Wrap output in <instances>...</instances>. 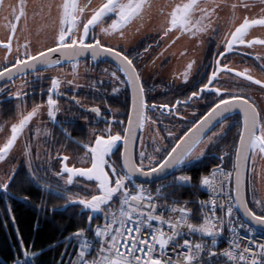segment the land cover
Returning a JSON list of instances; mask_svg holds the SVG:
<instances>
[{
    "label": "snow or ice",
    "instance_id": "snow-or-ice-1",
    "mask_svg": "<svg viewBox=\"0 0 264 264\" xmlns=\"http://www.w3.org/2000/svg\"><path fill=\"white\" fill-rule=\"evenodd\" d=\"M36 7L40 18L45 22L43 27H47L49 19L51 20V41L42 42L40 47H33L31 39L25 36L22 44L17 40L14 53L13 40L22 18L25 20L22 30L30 34L26 22L27 6L25 0H18L17 4H9L6 7L5 0H0V11L8 12L4 18L8 20L5 26L9 29L6 39L0 40V49L4 51L3 62H0V80L14 82L15 76L23 78L30 70L35 73L36 81H49L46 89L40 88V95H46V101L34 102L30 110H27V107L20 110L21 105L27 104L28 92L25 86L21 85L13 93L14 98L19 101L18 119L11 123L10 127L0 124V132L6 133L4 142L0 144V161L6 160L34 117L46 111L47 116L53 122L56 121L57 113L61 110L58 98L65 94L61 91L62 87L65 84L80 87L75 82L78 79L81 56L90 53L93 60L100 56L111 57L116 64V70L110 74L113 81L126 82L133 89V115L129 116L127 127L113 131L111 123L106 121L105 128L99 132H91L89 135L92 139L83 144L84 156L79 157L85 166H70L69 160H76L77 157L57 154L61 168L55 175L60 177L65 185H73L78 177L83 178L82 183L92 182L84 183L83 196H63L68 189L59 183L55 191H52L50 186L47 189L50 195L67 199L71 205L81 206L82 213H89L88 226L78 228L69 237L79 242L76 260L70 264H219L216 251L218 237L224 233L226 222L232 224L234 206L242 209L248 221L264 226V198H256L255 183L252 184L253 203L260 208L259 213L249 207L242 191L246 187L245 173L249 170L256 173L257 159L264 161V110L242 90L247 85L236 84V90H233V81L243 77L251 84L259 85L264 91V78L253 76L247 68L238 71L226 62L228 53L239 52L247 56L251 53L246 49L256 45L264 46V38H249L250 30L254 27L264 29V0H235L230 4L223 0H178L172 4H157L155 0H100L99 3H94L93 0H60L59 3L55 0H40ZM224 7L230 8L233 23L223 34L224 43L217 49L213 63L208 65L210 74H204L203 79L194 85L196 90H192L187 99H176L171 106L149 105L141 71L131 54L119 43L128 39L129 26L134 22L143 21L145 16L155 9L162 17L160 39L168 38L169 41L160 56H164L182 39L189 40L193 50H198L203 43L202 33L211 30L215 34L219 31V25L214 27L213 24L214 20L219 19V13ZM237 12L241 13L239 17ZM97 30L101 34L99 37L96 35ZM104 38L109 41L116 40L117 44L113 46L106 43ZM178 55L188 56V50H181ZM9 57L12 59L9 60ZM255 58L262 61L260 71L264 73V56L256 55ZM65 62L71 65L72 78L43 75V72L49 69L62 70ZM196 64L195 59L189 58L183 66V71L178 73L185 84L189 82ZM119 73H122L126 80L122 81ZM232 73H235L234 77L230 75ZM224 76L229 79L221 84ZM27 83L25 80V85ZM102 84L103 81H98L91 86L96 88ZM112 91L116 93L119 88L114 85ZM0 93H4V88H0ZM205 93L214 94L205 115L182 134L167 130V138L171 143L160 144L154 141L152 154L146 152L140 137L141 150L139 158L136 159L133 153L138 139L136 133L137 130H143L145 123L151 119L147 115L149 109L153 112L168 109L170 115L173 114L172 109H177L174 114L184 119L180 115L179 106H188L193 98H206ZM72 99L76 100L77 104L80 103L75 96ZM237 110L242 115V124L239 143L234 151V188L224 194L225 184H231L233 172H225L217 165L209 174L201 176L197 185L207 190L209 199L195 202H181L176 199V188L192 184L193 177L184 174L187 166L201 161L206 152L217 146L226 134L230 114ZM88 111L101 117V109L97 106L90 107ZM160 114L163 116L164 112L161 111ZM64 132L71 140V133L67 132V129H64ZM121 145L122 162L112 160L111 157L119 153ZM23 151L29 158V179L39 180L31 169L33 153L30 144H25ZM227 155L228 153L224 152L219 156V160L223 161ZM169 170L181 174L173 175L170 183L158 186L154 191L146 187L154 175L160 177ZM16 175L15 170H12L0 177V190L7 192L10 185L14 184ZM258 175L261 185L264 186V168ZM136 177L145 178V182H137ZM27 199L28 197H25V200ZM113 203H118L116 211H112ZM67 207L66 204L65 208ZM218 212L223 215H218ZM91 213H103L104 223H97L93 228L94 216ZM197 215L198 222H193ZM243 226L241 223V227ZM229 231L233 234L229 247L220 253L224 264H264V244L256 245L259 251L251 247L252 241L241 248V242L236 238V228L230 227ZM248 231H252L251 227ZM88 233H92V240L87 238ZM28 255L25 248L23 256ZM0 264H3V261H0ZM16 264H29V261L17 260Z\"/></svg>",
    "mask_w": 264,
    "mask_h": 264
},
{
    "label": "flooded vegetation",
    "instance_id": "flooded-vegetation-1",
    "mask_svg": "<svg viewBox=\"0 0 264 264\" xmlns=\"http://www.w3.org/2000/svg\"><path fill=\"white\" fill-rule=\"evenodd\" d=\"M18 0H5V6L9 4H17ZM26 3V0H25ZM226 3V2H225ZM229 4V2H227ZM27 11V25L30 29L29 32L23 31L25 20L22 18L18 24L16 38L13 40V52L15 53V48L17 40L22 44L24 42L25 36H28L32 44L41 40L51 38V30H47L43 26H39L38 22L33 23L32 17ZM223 13H229L230 8L224 7L221 10ZM240 16V12H237ZM8 15L7 11H0V40H5L9 35V29L5 26L8 24V20L4 17ZM225 17V18H224ZM229 18L226 16L220 17L218 20H214L213 26L219 25V31L213 33L211 30L201 34V40L203 43L199 46L198 50H193V45L189 40L182 39L178 41L177 44L169 51L166 52L164 56H160V52L165 48L166 44L169 42H163L160 39V34L147 33L142 34L143 37L137 40L132 47L126 50L131 54L134 59V63L138 66L141 71L142 82L146 89V100L149 105L156 104H169L170 106L175 103L176 99H187V95H190L192 90H196L194 85L197 84L201 79H203L204 74H210L211 69L208 67L213 63V57L215 56L217 49L221 48L223 45V34L231 27L228 23ZM14 22V21H13ZM39 26V27H38ZM146 29L155 31L157 29L156 24L146 25ZM225 26V27H224ZM224 30L221 31V28ZM37 33L34 34V32ZM261 37L264 38V29L260 27H254L250 30L249 38ZM91 39V36L89 37ZM166 43V44H164ZM151 46V47H149ZM147 49V51H145ZM188 50V56L181 57L178 53L181 50ZM251 55H242L239 52H233L227 54V61L230 67H234L238 71H243L245 68L249 69L250 73L257 78H264V73L260 71V65L262 61L257 60L256 55L264 56V46L256 45L253 48L246 49ZM23 48H21V53ZM1 54L4 58V51L0 49V62ZM192 58L197 61L194 65L193 70L189 77V82L185 84L178 76L179 72L183 71V66L187 59ZM12 57H9L11 60ZM107 70V71H106ZM116 70V65L109 63L107 61H94L91 58L80 60L78 66V79L76 84H79V88H75V85L65 84L61 91L64 95H61L59 99L60 112L57 113V119L53 122L48 116L46 111L37 117L33 118V121L28 126L29 135H35L37 130L43 129L47 134L40 138L39 146L43 148L45 155L49 156L52 154L66 153L69 155H81L85 153L83 144L87 143L92 137L89 135L91 132H99L101 129L107 126L106 121L111 123L113 131H120L127 126L130 102H131V92L129 84L126 82L122 83L120 81H113L111 78V72ZM49 71V70H48ZM43 72L44 76L51 75H61L67 76L69 79L71 77V65L64 63L62 70H56L57 74H50V72ZM121 80H126L122 73H119ZM235 76V73L230 74ZM229 79L228 76H224L221 84ZM25 80L28 83L25 85ZM103 81L102 85H98L93 88L91 85L94 82ZM236 81V82H235ZM247 85L243 87L242 90L246 91L249 96L256 101L257 106L264 110V91L260 89L259 85H253L249 81L244 80L243 77L236 78L233 81V90H235V85ZM25 86V90L28 92V97H26L27 104L21 105L20 110L27 107L30 110L34 102L39 103L41 101H46L47 97L40 95V88L45 89L49 85L48 80L36 81L35 73L29 72V74L23 78L17 76L14 78V82L7 81L0 85V88H4V93H0V124H5L6 122H12L17 117V105L19 101L14 98L13 93L21 86ZM119 88V91L113 93V86ZM206 98L196 99L189 101L188 106H179L180 115L184 119H180L179 116L174 113L177 109H172L173 114L168 113V109H160L153 112L151 109L147 111V115L151 119L145 123L143 130L138 133V139L135 144L134 156L136 159L139 158L140 152V137L143 138L147 133L150 134V130H159L158 141L160 144H169L171 140L167 138V130H173L177 134H182L187 128L191 127L192 124L198 120L200 117L205 115L209 110L210 104L212 103L211 97L214 94L205 93ZM75 96L79 100V104L72 97ZM92 106H97L101 109V117H97L95 113L88 111ZM161 111L164 115L161 116ZM155 121V123H153ZM229 125L226 127L228 130L233 125L237 123L238 127L235 129L237 132L235 145L230 147L228 139L220 140L215 148H212L210 152H206L205 157L194 164H189L184 171L187 174L194 168L199 166H206L213 160L214 156L223 154L227 152L228 155L225 156V161L231 163V167L234 166V151L237 147L239 139L240 125L242 124L241 118L238 115H230ZM227 122V123H228ZM64 129L71 133V140L65 135ZM219 131V129H216ZM3 132H0V138ZM75 141V142H73ZM2 144V141H0ZM146 147H148L146 145ZM115 151V150H114ZM122 152V145L119 148V153ZM116 154V155H117ZM115 160L114 157H111ZM1 163V177L5 174V169L3 162ZM23 165L25 170L26 165L24 161L19 162L16 170ZM264 168V161L257 159V170L256 173L250 170L246 172V187L245 194L249 203V207L253 208L257 213L260 212V208L253 203L252 195V184L255 183L257 189L256 198H264L260 195L261 192L264 195V186L260 183V176L258 173ZM44 176L48 177V171L44 167ZM180 172H171L163 180H161L162 185L168 184V181L172 180L173 175H179ZM53 182L50 180L49 183ZM37 185V184H36ZM45 185H50L45 183ZM263 187V188H262ZM74 190L79 191L80 188L73 187ZM259 194V195H258ZM1 196L8 197V193L0 190Z\"/></svg>",
    "mask_w": 264,
    "mask_h": 264
},
{
    "label": "trees",
    "instance_id": "trees-1",
    "mask_svg": "<svg viewBox=\"0 0 264 264\" xmlns=\"http://www.w3.org/2000/svg\"><path fill=\"white\" fill-rule=\"evenodd\" d=\"M237 127L236 123L223 136V139H228L230 147L235 145ZM220 155L214 156L211 163L205 167L199 166L189 171L187 174L193 177L192 184L176 188L175 198L181 202L204 199L197 187L199 178L217 165L231 169V163L225 159L219 160ZM113 157L120 162L118 154ZM16 173L15 182L7 191L8 197L0 195V261H3V264H16L17 260L20 262L27 260L29 264H70L76 255L77 240L73 238L67 245V238L78 228L88 226L89 213L86 211L82 213L79 205L67 204L68 207L65 208L63 206L65 199L50 195L48 188L36 185L29 179L23 165ZM161 185L160 182H153L148 186ZM25 197L28 199L25 200ZM92 215L94 216L92 227L102 222L101 215ZM198 220L199 215L193 222ZM89 234L91 233L87 235ZM25 248L29 253L28 257L23 256ZM33 253L36 255L33 256Z\"/></svg>",
    "mask_w": 264,
    "mask_h": 264
},
{
    "label": "rangeland",
    "instance_id": "rangeland-1",
    "mask_svg": "<svg viewBox=\"0 0 264 264\" xmlns=\"http://www.w3.org/2000/svg\"><path fill=\"white\" fill-rule=\"evenodd\" d=\"M55 2L59 3L60 0H55ZM81 2H83V0H81ZM93 2L99 3L100 0H93ZM176 2H178V0H155V3H157V4H159V3L172 4V3H176ZM223 2H226V3L229 2V4H230L231 2H235V0H223ZM39 3H40V0H26V6L28 8V12H29L30 16L32 17L33 23L38 22L39 26H43L45 22L40 18L39 14H38V9L36 7V5ZM34 14H35V16H34ZM52 15L53 16L55 15V9H53ZM236 15H237V17H239L238 14H236ZM222 16H226V18L228 17L230 19L228 22L230 25L233 23V18H232L231 12L228 15L227 12L225 14L222 11H220L219 18ZM161 23H162V17L159 15V13L155 9H153L151 14L145 16L143 21H137V22H134L132 25H130L128 30H127L128 34H129L128 39L126 41H120L119 43L122 44L126 50H128L130 47H132L134 45V43L137 40H139L140 38L143 37L142 34H144V35L147 33L160 34ZM153 24H156V26H157V29L155 31H151L149 29H146V27H147L146 25H153ZM224 27L221 28V31L224 30ZM45 28L47 30H51V20L50 19L48 21V26ZM137 29H139V30H137ZM35 33H37V31H35L34 34ZM51 33H52V30H51ZM96 35L98 37L101 36V34L99 33V30H97ZM104 40L106 43H110L113 46H115L117 44L116 40H110L109 41V40H107V38H104ZM50 41H51V38H48V39L43 38V39L33 43V47H40L42 42H50ZM167 41H168V38H164L163 42H167ZM164 44H166V43H164ZM2 58H3V55L1 54V60H2ZM48 72H50V74H57L58 73V72H56V70H52V69H49ZM39 117H40V114L38 115V119H39ZM17 119H18V111H17L16 119L12 122L11 121L6 122L4 125L10 127V124L13 122H16ZM228 125H229V122L227 123L226 127ZM150 131H151L150 134L147 133L142 138L144 148L148 154L153 153L154 141H158V138H159L158 133L155 129L150 130ZM226 131H227V129H226ZM45 133L46 132L43 131L42 128H40L39 134H37V132H36L35 135H31V134L29 135V131L27 128L25 130L23 136L19 138L17 145L14 147L12 152L7 156L6 160L2 161L4 169H5V173L10 172L12 170H15L16 167L18 166L19 162L24 161V164L26 165L27 173L30 176L29 158L24 154V151H23L24 145L30 144L31 149H32V153H33V155L31 156V169L35 173V175L37 177H39V180H35V181L32 180L35 184H37L38 186H44L46 188H49V186L45 185V183H48L51 185L50 188L55 191L56 189H54L52 187L57 186V184L59 183L60 186L66 187L68 189L67 192H64L62 194L65 197H76V196L85 195L84 183L91 184L92 182L84 181L82 183L81 181H83V178L78 177V178H76L73 185L67 186L64 184V181L62 179H60V177L55 175V173L57 171H59L61 168V165L58 162L57 153L56 154L54 153L52 155L47 156V155H45L43 148H41L39 146L40 138L42 136H46ZM5 136H6V133L3 132L2 136L0 138V141H2V143L4 142ZM146 145L148 147H146ZM139 148L141 149V144H140ZM64 154H66V153H59V155H64ZM67 155H69V154H67ZM73 156L74 155H69L70 158ZM83 156H84V154L75 155V157H77L78 159H76V160L70 159L69 165L70 166L75 165L77 167L85 166L84 163H82L79 159V157H83ZM44 167L48 171V177L47 178L44 176V174H46V172H44ZM0 177H1V163H0ZM50 180H52L53 182L49 183ZM171 181L172 180L168 181V183H170ZM73 187H78L80 189H79V191H76L73 189ZM157 187L158 186H149L148 188H150L151 190L154 191ZM258 189L260 190L261 197H263L264 195L261 192V186H259ZM91 190L92 189H87V191H91ZM66 204H70V201L67 199L64 200L63 206H65ZM114 205H112V211H116L118 209V203H115ZM80 208H81V206H80ZM91 214L101 215L103 218L102 221H104V214L103 213H91ZM71 241H72V239H68L66 244L68 245V243H71ZM75 260H76V255L73 258V261H75Z\"/></svg>",
    "mask_w": 264,
    "mask_h": 264
},
{
    "label": "built area",
    "instance_id": "built-area-1",
    "mask_svg": "<svg viewBox=\"0 0 264 264\" xmlns=\"http://www.w3.org/2000/svg\"><path fill=\"white\" fill-rule=\"evenodd\" d=\"M225 172H230L229 170L223 168ZM212 171V170H211ZM210 171V172H211ZM209 174V173H208ZM207 175V174H206ZM200 188V187H199ZM232 189V182L231 184L226 183L225 184V192L224 194L226 195L229 190ZM200 190L204 193V199L207 200L209 199V193L207 190L200 188ZM218 215H223V213L218 212ZM241 223H243V227H241ZM230 227H235L236 228V238L241 242V248L244 246L248 245L249 241H252L251 247L255 251H259L258 248H256L257 244H264V232L259 231L257 229H254L251 227L252 231H248V228L250 227L247 225L242 218L239 216L237 213L236 207L234 206V211H233V216H232V224L229 225L227 222L225 223V231L224 233L218 237V247L216 249L217 254H218V260L219 264H224V258L220 255L225 249L229 247V241L232 238V233L229 231ZM167 230V229H166ZM87 238L89 240H92V233L90 235H87ZM79 243V242H78ZM77 250L79 251L78 244H77Z\"/></svg>",
    "mask_w": 264,
    "mask_h": 264
},
{
    "label": "water",
    "instance_id": "water-1",
    "mask_svg": "<svg viewBox=\"0 0 264 264\" xmlns=\"http://www.w3.org/2000/svg\"><path fill=\"white\" fill-rule=\"evenodd\" d=\"M87 58H91L90 53L81 56L79 59H80V60H84V59H87ZM53 59H55V56L53 57ZM91 59H92V58H91ZM92 60H93V59H92ZM99 60H101V61H107V62H109V63H112V64L116 65V64H115V61L112 60L111 57L100 56V57H98V58H97L96 60H94V61H99ZM65 63H67V62H65ZM29 72H31V71L29 70ZM17 76H19V75H17ZM17 76H15V77H17ZM15 77H14V78H15ZM5 82H7V81H6V80H0V85L3 84V83H5ZM129 88H130V92H131V102H130V111H129V116H130V115H133V108H132V104H133V89H132V86H131V85H129ZM235 114L238 115V116L241 118V121H242V115L238 112V110L235 111V112H233V113L230 114V115H235ZM129 116H128V119H129ZM127 123H128V121H127ZM241 123H242V122H241ZM126 127H127V126H126ZM139 131H140V130H137V133H136L137 136H138ZM238 143H239V139H238ZM238 143H237V146H238ZM122 152H123V146H122ZM122 152H121V153H122ZM134 152H135V146H134V148H133V153H134ZM134 155H135V154H134ZM120 162H122V157L120 158ZM234 163H235V158H234ZM241 171L243 172L244 170L241 169ZM171 172H173V170H169L165 175L160 176V177H156V176L154 175L153 178H151L150 182H148L147 184H150V183H152V182L161 181V180H163L166 176H168ZM245 176H246V173H245ZM136 179H137V181L140 182V183H144V182H145V178H143V177H136ZM234 184H235V172H234V166H233L232 188H234ZM245 185H246V181H245ZM242 191H244V194H245V189H243ZM233 195H234V192H233ZM245 196H246V194H245ZM237 211H238L239 215L243 218V220H244L246 223H248L250 226H252V227H254V228H256V229H259V230H261V231H264V226H259V225L253 224V223H251L250 221H248L247 218L245 217V215H244L242 209L237 208Z\"/></svg>",
    "mask_w": 264,
    "mask_h": 264
}]
</instances>
